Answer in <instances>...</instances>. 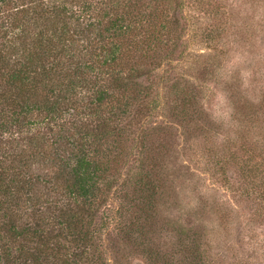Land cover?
Wrapping results in <instances>:
<instances>
[{"label": "rangeland", "instance_id": "obj_1", "mask_svg": "<svg viewBox=\"0 0 264 264\" xmlns=\"http://www.w3.org/2000/svg\"><path fill=\"white\" fill-rule=\"evenodd\" d=\"M179 2L166 43L141 52L151 91L95 264H264V0Z\"/></svg>", "mask_w": 264, "mask_h": 264}, {"label": "trees", "instance_id": "obj_2", "mask_svg": "<svg viewBox=\"0 0 264 264\" xmlns=\"http://www.w3.org/2000/svg\"><path fill=\"white\" fill-rule=\"evenodd\" d=\"M175 4L0 0V264L97 262L126 124L151 91L141 52L166 43Z\"/></svg>", "mask_w": 264, "mask_h": 264}]
</instances>
